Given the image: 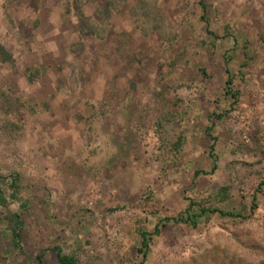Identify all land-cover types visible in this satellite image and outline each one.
Listing matches in <instances>:
<instances>
[{"label":"rangeland","instance_id":"rangeland-1","mask_svg":"<svg viewBox=\"0 0 264 264\" xmlns=\"http://www.w3.org/2000/svg\"><path fill=\"white\" fill-rule=\"evenodd\" d=\"M204 3L0 0V264H264V0Z\"/></svg>","mask_w":264,"mask_h":264},{"label":"trees","instance_id":"trees-1","mask_svg":"<svg viewBox=\"0 0 264 264\" xmlns=\"http://www.w3.org/2000/svg\"><path fill=\"white\" fill-rule=\"evenodd\" d=\"M200 4L202 5L203 9H205V3L204 0H200ZM203 20H205V17H203ZM0 61L4 64H15V60L13 58V55L3 46L0 44ZM228 64V63H227ZM27 72L29 73L28 79L30 82H33L37 77V71L35 69L29 68L27 69ZM226 73L228 75V79L226 82V93L229 95L233 100L238 98V95L236 92L232 91L231 86L233 85V77L229 69L226 70ZM220 119L221 116H218ZM211 130V128H210ZM214 152V146L211 148V153ZM216 167V162L215 166ZM201 174H204V172L196 171L195 172V178H198ZM11 183L6 182V179L3 177H0V207L1 208H8L11 202L19 201L20 200V185H21V179L19 175L13 174L10 176ZM4 183L6 186L10 189V194H7V191L4 188ZM264 185V182L263 184ZM20 207L23 209H26L27 206L23 203H21ZM195 209L199 210V215L195 214ZM187 217L184 220V216H181V220L184 221V223H188L189 226L196 227L197 222L196 220L199 217H202L204 215H217L223 217H230V218H242V216L238 214L233 213H227L222 210L212 209L206 207L204 204H200L194 201L190 202V205L188 209L186 210ZM23 213H16L12 214L11 217L7 216L6 220L9 222V231H10V237L13 242V246L21 251L22 250V243H23V229L25 227V221L23 219ZM156 233H159V228H156ZM142 237V249L140 250L141 253H143L144 257L147 256L150 248H149V241L151 240V235L147 232L142 231L141 232ZM52 251L56 252L57 259L59 264H79V260L75 256H69L63 253L62 249L60 247H54ZM38 264H46L45 259L43 255H37L36 257Z\"/></svg>","mask_w":264,"mask_h":264}]
</instances>
